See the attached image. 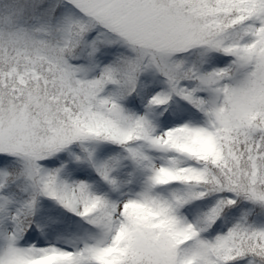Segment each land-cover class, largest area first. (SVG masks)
I'll return each mask as SVG.
<instances>
[{"label":"snow or ice","instance_id":"snow-or-ice-1","mask_svg":"<svg viewBox=\"0 0 264 264\" xmlns=\"http://www.w3.org/2000/svg\"><path fill=\"white\" fill-rule=\"evenodd\" d=\"M0 264H264V0H0Z\"/></svg>","mask_w":264,"mask_h":264}]
</instances>
